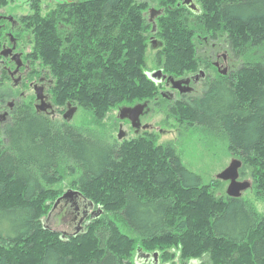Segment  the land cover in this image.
<instances>
[{
    "label": "trees",
    "instance_id": "1",
    "mask_svg": "<svg viewBox=\"0 0 264 264\" xmlns=\"http://www.w3.org/2000/svg\"><path fill=\"white\" fill-rule=\"evenodd\" d=\"M163 1L168 73L196 70L194 32H221L244 57L264 48V0H200L205 15L197 23L178 16V0ZM143 7L134 0H64L42 17L40 1L31 0L32 14L21 19L31 30L29 59L47 68L54 102L84 109L96 127L18 110L2 128L0 264H136L139 251L156 253L163 264H264V221L250 201L215 198L170 147H156L150 137L110 145L97 132L109 107L146 101L155 91L144 71ZM254 59L173 113L224 137L264 200V57ZM59 185L99 213L69 238L43 224L63 195Z\"/></svg>",
    "mask_w": 264,
    "mask_h": 264
},
{
    "label": "rangeland",
    "instance_id": "2",
    "mask_svg": "<svg viewBox=\"0 0 264 264\" xmlns=\"http://www.w3.org/2000/svg\"><path fill=\"white\" fill-rule=\"evenodd\" d=\"M40 1V13L41 16L44 17L48 13L54 10L56 5L61 4L64 0H39ZM30 2L31 0H4L5 3L3 6L0 4V13L7 16H12L17 18L24 28L25 23L22 22V18L26 16H30L32 13L30 11ZM178 2V1H177ZM176 2V3H177ZM196 4L200 6L201 14L199 16H194L189 10L185 7H180V11L178 16L184 17L188 21L199 22L203 20L205 12L200 3V0H195ZM134 3L138 5H144L143 14L146 22L149 27L147 29V34L145 37V45H146V56H145V72H152L155 70L162 69L163 73L167 76L173 77L175 79L182 78L183 76L194 73L191 69L182 68L177 70L175 73H168L164 71V53L163 48L155 50L152 46L155 43H163V37L160 29L161 22L168 18L166 11L164 9V1L163 0H134ZM154 9L156 11L162 10L163 12L160 16L155 20L151 19L152 24L149 23V11ZM160 22V23H159ZM157 23V26H156ZM154 25V31L150 30V27ZM31 30H28V41L27 44L29 49L28 52L31 53L33 48V43L30 35ZM221 32H212V31H203L199 33H193L191 37V41L195 46V54L196 60L199 58L208 56L211 54L210 47L203 44V39L206 38L209 40V43L222 44L228 43L227 37L225 35H221ZM217 34V35H215ZM18 37H24L25 34H19ZM164 44V43H163ZM152 45V46H151ZM163 46V45H162ZM216 52V51H215ZM246 57L238 54V58H235L234 62V70H239L243 68V66L247 62V58L254 57V61H259L261 57H264V48L250 49L247 53ZM42 68L44 71V76L47 81L52 80L51 77L47 74V68H45L38 61L35 62L33 66L32 76L30 79L37 78L40 69ZM197 68V67H196ZM211 70V69H210ZM182 74V75H181ZM53 81V80H52ZM54 81L52 88L54 86ZM7 86L11 87L9 84ZM154 92L152 98L142 101V102H134V103H122L120 105L109 107L104 115L102 122L100 121V129L97 130L101 135L104 136L105 140L108 144L113 145H121L123 142L132 141L135 139H139L142 137H150L151 140L154 141L155 146H168L170 147L176 157L180 160L182 166L192 174L200 177L203 186L210 187V191L214 195L215 198L225 199L227 198L226 189L228 186L227 182H223L220 180H216V176L223 172L229 165L232 160L241 161L242 167L239 170V181L244 182L247 181L250 184V189L243 193L242 200L250 201L252 203L253 209L256 211L258 217L263 220L264 218V200L255 197L256 193V181L252 177V172L248 165L235 153H232L228 148V143L224 137L220 135H215L208 130L203 128L195 127L190 124H182L173 112L177 103L182 101L178 95H176V102H171L169 99H162L160 97V93L165 91L164 85L153 84ZM52 88L50 92H47L49 95V101L53 108L57 110L55 120L56 122L63 123L64 114H66V105H60L54 102L52 98ZM32 93V90H30ZM157 98V99H156ZM156 100V101H155ZM168 100V101H167ZM31 111L34 113V105L31 104ZM139 109V114L137 116V120L134 121L132 125V121L127 118L120 119L118 116L121 112H124L123 117L127 114L126 110H134ZM63 109V110H62ZM61 110L63 112H61ZM66 111V112H65ZM129 120V122L124 123ZM151 119V120H150ZM53 121V122H54ZM64 121H66L64 119ZM122 122V128L119 129V124ZM70 126L75 128H86L88 125L95 130V124L93 123L91 114L85 111L82 108H78L69 122ZM184 130V131H183ZM2 135H0V145L2 146ZM118 136L121 139H118ZM76 175H78L76 173ZM70 177V176H69ZM73 178V177H70ZM71 179H66V182H69ZM61 186L59 190L62 191L63 194H67L69 191L68 185H59ZM213 190V191H212ZM75 191V190H73ZM69 196V195H67ZM82 201V200H80ZM61 202V201H60ZM59 202V203H60ZM59 203L55 205L48 219H44L43 224L53 232L58 234H69L72 235L75 225L71 222V217L66 219L65 223H59L60 216H57L59 213ZM52 208V206H51ZM51 210V209H50ZM93 213L96 214V209L93 208ZM137 251V250H136ZM141 260V258H139ZM164 262V261H162ZM159 261V264H163ZM169 262V261H168ZM200 264L206 263V259H202L198 261ZM191 263V262H189ZM179 264V262H176Z\"/></svg>",
    "mask_w": 264,
    "mask_h": 264
},
{
    "label": "flooded vegetation",
    "instance_id": "3",
    "mask_svg": "<svg viewBox=\"0 0 264 264\" xmlns=\"http://www.w3.org/2000/svg\"><path fill=\"white\" fill-rule=\"evenodd\" d=\"M193 2L197 5L195 0ZM151 15L153 20L160 16L159 13L149 11L150 24H152ZM20 33L25 34L24 41V37H18ZM27 33L28 30L22 26L17 18L0 13V135L2 128L13 119L15 113L18 110L31 111V104L34 105L33 109L36 116H44L54 121L57 113L47 94L52 88L53 81L46 80L42 68H38L40 71L37 78L30 79L33 71H35L33 69L35 62L29 59L30 52L26 54L29 50L27 49L29 47L27 45L29 44ZM203 44L210 47L212 52L210 55L198 59V66L196 71H193L194 73L175 79L164 75L162 70L153 71L161 72L160 75L156 76L155 79H159L154 84L164 85L166 90L160 93L162 99L167 97L169 101L174 102L176 95H178L182 101L177 103V106L183 105L190 99L202 97L209 86L229 80L238 71L233 69L235 66L234 59L238 58V55L232 50L229 42L215 44L209 43V40L204 38ZM152 47L157 50L160 49L161 45L158 42ZM164 93L166 97L162 96ZM37 97L41 100L37 101ZM68 106H66V111L69 109ZM62 110L61 112H63ZM127 117L130 120V115H125L122 119ZM62 118L63 123L67 124L63 116ZM129 120H124L126 121L124 123L129 122ZM133 124L136 123L132 122ZM121 128L122 122L119 124V129ZM59 207L57 216H60V219L58 222L65 223L66 219L71 217V222L75 225L72 235L63 234L62 237H70L84 231L94 214L93 208L81 196L74 193H70L64 200H61Z\"/></svg>",
    "mask_w": 264,
    "mask_h": 264
},
{
    "label": "water",
    "instance_id": "4",
    "mask_svg": "<svg viewBox=\"0 0 264 264\" xmlns=\"http://www.w3.org/2000/svg\"><path fill=\"white\" fill-rule=\"evenodd\" d=\"M179 2H180V4H182V6L186 7L192 13H194L196 15L199 14L198 7L194 4L193 0H179ZM150 12L161 14V11L157 12L155 10H150ZM150 18L152 19L153 16L151 15ZM152 30L154 31V26H153ZM159 45H161V44H159ZM160 74H161V72L158 71V72L148 73L147 76H148V78L150 80L156 82V81H158L159 78L158 79H155V78H156V76H158ZM162 96L166 97L165 93ZM37 100L40 101L41 99L39 97H37ZM46 108H44V110H46ZM74 112H75V108H73V109L70 108L66 112V114L64 115V119L67 122H70ZM126 113L130 115V119L133 122V121L136 120V118H137V116L139 114V109L136 108L134 110H128V111H126ZM123 114H124V112L120 113V115H119L120 119L123 118ZM118 139H121V137L118 136ZM241 166L242 165H241L240 161L232 160L230 162V165L223 172H221L220 174H218L216 176V180H220V181L228 183V186H227V189H226V195H227V197L229 199H240L242 194L250 188L249 182H247V181H244V182L238 181V178H239L238 171L240 170ZM66 195H64L61 199L65 198ZM61 199H58L56 204L59 203V201ZM139 257L141 259H143L145 262H147V260L150 258L149 255L148 256H144L143 254L141 255L138 252V258ZM156 259H157V254H153V256H152L153 264H156Z\"/></svg>",
    "mask_w": 264,
    "mask_h": 264
},
{
    "label": "bare ground",
    "instance_id": "5",
    "mask_svg": "<svg viewBox=\"0 0 264 264\" xmlns=\"http://www.w3.org/2000/svg\"><path fill=\"white\" fill-rule=\"evenodd\" d=\"M187 23V22H186ZM45 28V27H44ZM46 32V31H45ZM96 36V35H95ZM5 42V41H4ZM91 48V47H90ZM107 50V49H106ZM143 50V49H142ZM190 56V55H189ZM64 60V59H63ZM47 62V61H46ZM81 62V61H80ZM132 62V61H131ZM50 63V62H49ZM71 64V63H70ZM58 65V64H57ZM69 66V65H68ZM99 68V67H98ZM94 69V68H93ZM61 70V69H60ZM95 70V69H94ZM125 70V69H124ZM61 71H63V70H61ZM55 72V71H54ZM88 72V71H87ZM65 74H66V72H65ZM182 75V74H181ZM261 75V74H260ZM32 76V75H31ZM251 77V76H250ZM61 78V77H60ZM134 79V78H133ZM138 79V78H137ZM76 80V79H75ZM80 82V81H79ZM143 82V81H142ZM258 84V83H257ZM58 85V84H57ZM86 86V85H85ZM144 87V86H143ZM146 88V87H145ZM85 90V89H84ZM88 91V90H87ZM92 93V92H91ZM114 94V93H113ZM123 94V93H122ZM81 96V95H80ZM106 98V97H105ZM132 99V98H131ZM87 102V101H86ZM106 104V103H105ZM100 112V111H99ZM151 120V119H150ZM184 131V130H183ZM133 144V143H132ZM132 151H133V149H132ZM264 154V153H263ZM174 155V154H173ZM146 160V159H145ZM253 164H254V162H253ZM255 165H256V163H255ZM256 167V166H255ZM254 168V167H253ZM260 168V167H259ZM258 168V169H259ZM255 170H257V169H255ZM251 171V170H250ZM254 172V171H253ZM259 172V171H258ZM254 174V173H253ZM256 181V180H255ZM135 186V185H134ZM263 187V186H262ZM210 188V187H209ZM208 188V189H209ZM213 191V190H212ZM174 193V192H173ZM188 197V196H187ZM189 198V197H188ZM209 203V202H208ZM209 205V204H208ZM212 212V211H211ZM196 215V214H195ZM200 218V217H199ZM129 257V256H128Z\"/></svg>",
    "mask_w": 264,
    "mask_h": 264
}]
</instances>
